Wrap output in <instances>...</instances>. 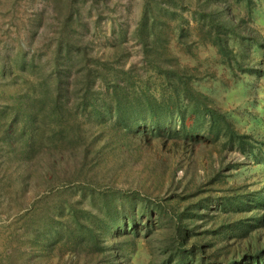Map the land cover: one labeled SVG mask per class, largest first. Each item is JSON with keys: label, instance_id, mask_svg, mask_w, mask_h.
<instances>
[{"label": "rangeland", "instance_id": "374dc122", "mask_svg": "<svg viewBox=\"0 0 264 264\" xmlns=\"http://www.w3.org/2000/svg\"><path fill=\"white\" fill-rule=\"evenodd\" d=\"M55 1L0 0V63L5 60L14 71L8 77L0 74V264H109L96 254L90 260L82 248L87 238L78 226L83 223L93 227L95 219L87 217V212L101 216L104 201L109 198L118 205H129L132 201L136 207L177 202L179 212L196 203L198 213L203 216L194 217L193 232L201 233L217 228L224 220L219 214L223 197H235L236 190L244 196L264 190V163L254 165L255 158L242 153L237 145L214 139L207 132L189 145L133 134L123 139L119 127H115V116L101 100L98 107L101 114L94 113L89 106L77 115L85 137L72 149L53 140L56 133L45 130V125L44 131H39L34 124L30 130L25 129L21 118L14 122V114H21L15 103L22 101L20 105L25 109L23 103L37 96L33 85L48 74L53 80L57 34L64 14V9H56ZM203 1L160 0L164 9L161 14H167L163 17L168 26L163 29L169 35V51L177 55L181 65L192 69L194 86L210 96L239 131L252 134L254 143L263 142L264 1L257 0L250 8L244 0H230L229 6L219 1L212 3L214 8H227L234 19L243 17L237 23L246 35V42L242 43L244 39L238 36L231 38L230 45L241 63L261 71L254 74L236 64L229 67L220 60L215 47L200 42L194 8ZM144 3L146 0L80 1L86 25H79L78 29L87 33L88 50L106 61V56L113 57L117 45L122 44L126 53L116 66L145 73V53L134 37ZM38 12L43 14L41 22ZM151 39L150 49L155 47ZM145 74L156 79L154 71ZM96 85L104 86L100 80ZM159 87L152 86V91L160 95ZM69 123L75 122L71 118ZM38 135H42V144L33 150L28 162H23L20 159H26V151L22 150L25 138L38 142ZM54 144H59V149ZM87 148L86 180L58 182L51 175L54 171L44 167L60 154L55 172L63 178L64 168L75 167L69 152ZM260 151L264 154V147ZM166 212L161 217L154 215L149 223L144 217L138 218L137 230L131 235L118 238L117 231L113 236L101 232L105 243L109 240L119 243L118 248L125 256L118 264H164V250L173 237L177 220L169 216L173 212ZM262 213L256 209L254 213L234 214L232 219L258 218ZM257 224L258 233L264 234V220ZM128 225L120 227L129 229ZM206 252L209 255L212 250Z\"/></svg>", "mask_w": 264, "mask_h": 264}, {"label": "trees", "instance_id": "16d2710c", "mask_svg": "<svg viewBox=\"0 0 264 264\" xmlns=\"http://www.w3.org/2000/svg\"><path fill=\"white\" fill-rule=\"evenodd\" d=\"M80 1L83 0L55 1L56 9H64V14L57 34L53 80H50L51 74H48L33 85L32 89L36 91L37 96L27 104L23 103L27 106L25 109L20 105L22 101L15 103V108L20 109L21 114H14V122L21 118V123L27 126L25 129L30 130L34 124L39 131H44L45 125V130L56 133L53 140L72 149L85 137V130L80 129V123H77V115L85 112L89 106L93 108L94 113L101 114L98 109L101 100L107 110L115 116V127H119L118 132L123 139H128L129 135L133 134L142 135L145 139L170 141L174 145H179L178 142L189 145L199 140L202 133L207 132L208 136L213 134L214 139H224L227 144L237 145L242 153H249L255 158L254 165L264 163V154L260 151L264 147V141L254 143L256 141L252 134L239 131L226 112L218 108L210 96L194 86L192 69L181 65L177 55L169 51V35L163 29L168 26L163 17L167 14H161L164 9L160 0L151 4L146 0L134 31V37L141 42L145 53V73L154 71L155 80L144 72L138 74L132 72L133 69L124 70L116 66L115 63L126 53L122 44L117 45L118 51H114L113 57L106 56V61L99 60L88 50L89 40L85 39L87 33L84 29H78L79 25H86ZM215 1L224 2L229 6L230 0H204L194 8L200 42H209L215 47L220 60L229 67L236 64V67L245 72L261 73L257 68L241 63L237 53L234 54L235 48L230 45L231 38L236 39L238 36L244 39L242 43L246 42V35L237 23L243 17L234 19L227 8L212 7ZM244 1L247 8H250L257 0ZM38 19L39 22L43 19L41 12H38ZM180 34L183 35V29ZM150 38L155 45L152 49L148 46ZM21 67H24V64ZM12 68L13 66L3 60L0 63V74L10 76L14 73ZM73 72L76 75H72ZM98 80L104 86L96 85ZM156 84L160 85V95L152 91V86ZM107 91L111 95L105 98ZM71 118L75 123H69ZM41 136L38 135V142L25 138L22 150L26 151V159L20 160L25 163L30 160L33 150L42 144ZM254 144H257L256 147ZM58 145L54 144V147L59 149ZM256 149L260 152L256 153ZM88 150L87 148L80 149V152H69V158L73 157L72 165L75 167L63 169L65 178H60L59 172H55L60 154H56L44 167L54 171L51 175L58 182L86 180L89 172L86 167ZM236 192L235 197L225 196L220 203L219 214L224 218L222 223L215 229L210 228L201 233L193 232L194 217L203 216L198 213L196 203L190 204L186 211L179 212L176 211L177 202L176 205L162 201L156 207H147V204L136 207L132 201L129 205H118L113 202V198H109L104 201L101 216L87 212V217L95 219L93 227L78 224L81 226L79 231L87 238L82 248L87 251L86 255L90 256L91 261L96 254L102 256L109 264H118L125 256L118 248L119 243L110 240L105 243L101 239L102 235L113 236L114 231H117L118 235L115 236L118 238L125 234H134L138 218L144 217L149 223L154 215L161 217L170 210L174 214L169 216H172V220L175 216L177 220L174 223L173 237L164 250V264H264V234L258 233L256 229L257 223L264 220V190L245 196L240 190ZM256 209L263 211L258 218L249 216L245 217L247 219H232L234 214L254 213ZM126 223L129 224V229L120 227ZM102 231L104 233L100 235ZM207 250L212 252L208 255ZM108 251L110 254L106 253Z\"/></svg>", "mask_w": 264, "mask_h": 264}]
</instances>
